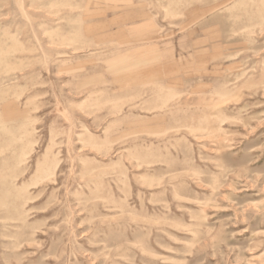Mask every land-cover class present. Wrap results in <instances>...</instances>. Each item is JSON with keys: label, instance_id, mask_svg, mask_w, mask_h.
<instances>
[{"label": "rangeland", "instance_id": "374dc122", "mask_svg": "<svg viewBox=\"0 0 264 264\" xmlns=\"http://www.w3.org/2000/svg\"><path fill=\"white\" fill-rule=\"evenodd\" d=\"M0 264H264V0H0Z\"/></svg>", "mask_w": 264, "mask_h": 264}]
</instances>
